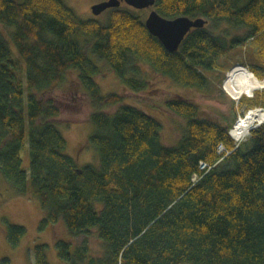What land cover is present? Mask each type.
<instances>
[{"label":"trees","instance_id":"trees-1","mask_svg":"<svg viewBox=\"0 0 264 264\" xmlns=\"http://www.w3.org/2000/svg\"><path fill=\"white\" fill-rule=\"evenodd\" d=\"M154 8L165 18L211 24L192 28L169 51L138 9L111 8L102 22L81 18L64 0H0V23L10 31L0 32V171L16 194L38 199L40 227L61 219L70 236L97 235L100 254L87 239L58 240L64 264H264V121L237 143L233 123L172 93L157 104L185 125L176 144L166 145L161 120L122 104V94H100L102 68L89 56L132 92L151 84L141 64L189 88L207 87L204 72L218 68L221 84L235 64L261 79L264 0H155ZM221 23L243 32L215 33ZM248 38L260 45L256 51L244 50ZM253 93L231 106L234 116L264 107V90ZM86 103L93 108L87 143L98 151V166L68 155L56 126L62 113H79ZM26 141L28 170L20 157ZM5 232L16 245L26 230L9 223ZM32 255L34 264H49L45 244H35Z\"/></svg>","mask_w":264,"mask_h":264},{"label":"rangeland","instance_id":"rangeland-1","mask_svg":"<svg viewBox=\"0 0 264 264\" xmlns=\"http://www.w3.org/2000/svg\"><path fill=\"white\" fill-rule=\"evenodd\" d=\"M64 1L81 18H93L102 22L107 20L109 11L111 9L107 8L99 14H93L91 10L92 4L102 0ZM119 8L127 10H137L126 3H123L121 6H119ZM151 8L152 7L138 9L137 12L143 19H145ZM210 24H206V26H210ZM0 32L4 33L5 35H8V33H10L7 27L2 25L1 23ZM214 32L221 34H224L225 32L234 34L242 33L243 30L231 29L224 23H221L217 27V29H214ZM10 46L14 55H17L14 45L10 43ZM259 47L260 45L258 43H255L251 38H248L243 46L244 50L246 51H256ZM89 56L96 62V64H98L102 68L100 75L95 78V81L99 86L100 94L105 95L110 92L122 94V104H130L136 106L161 120L163 127L160 134L162 137V141L166 145L176 144L177 140L184 130L185 125V121L183 118L166 112L158 105L159 103L157 104L159 100L172 93H178L184 97L192 98L193 100L201 104L202 109L206 114H208L209 117L214 120H219L220 123L225 125L233 123L232 127L235 125L239 118L245 116L247 112L254 109L261 110V114L264 117V107L260 105H255L247 110H243V114L242 109H239V111L236 112L235 116L232 114L231 106L238 102L240 98L235 100L227 93L226 90H224V79L226 77V74L223 78V82L220 84V68L214 70L213 72H204L210 78L209 83L207 87L203 89H197L177 85L176 83H173L168 78L161 75L149 74L150 69L146 65L141 64L140 68L141 70L146 72V76L150 77L151 84L148 88V91L132 92L128 90V86H126L123 77L118 76L117 73L111 70L106 63L98 61L93 53H90ZM68 76H70V72L68 73ZM262 78H264V71ZM219 89H222L224 94H222ZM263 90L264 89H258L255 91L260 92ZM253 94L249 97L253 96ZM120 104H118V106ZM117 107L115 109H117ZM110 109H113V107ZM92 111L93 108L91 107V105L89 103H86L83 106L81 112L74 114L70 112H64L62 113L61 117L56 120V126L67 142L65 152L72 158H74L79 165H83L86 163H91L97 166L99 165V154L96 147L90 143H87L88 136L93 129V126L89 121V115ZM261 120V117L256 119V127L261 124H258V122ZM256 127L254 126V128ZM251 130L252 129H250V131ZM250 131L248 132L247 136L240 142L246 140V138L249 136ZM234 140L236 141V139ZM219 151L223 152L224 148L220 146ZM20 157L22 160V168L28 170L29 154L27 141L25 143L24 149H22L20 152ZM204 165L205 164L201 163V167H203ZM44 216L45 212L41 208L38 199L30 195L16 194L10 186L9 182L0 171V264H34L32 250L35 244L46 245V255L49 264H64L58 258L55 246L56 242L60 239H71L76 242H82L84 239H87V243L91 247V252L94 254L101 253L102 244L94 232L90 233L89 235H79L77 237L70 236L64 225V222L61 219L54 224H47L44 227H40L41 219ZM9 223L22 225L26 230L25 234L23 235V237H21L16 245H11L6 236L5 230Z\"/></svg>","mask_w":264,"mask_h":264},{"label":"water","instance_id":"water-1","mask_svg":"<svg viewBox=\"0 0 264 264\" xmlns=\"http://www.w3.org/2000/svg\"><path fill=\"white\" fill-rule=\"evenodd\" d=\"M123 1L135 9L152 7L145 18V26L148 31L152 35L156 36L163 46L169 51L177 50L185 35L192 28H200L207 23V19L203 17L189 18L187 16H177L175 18H165L154 8L155 0ZM120 2L121 0H102L92 4L91 10L93 14H99L107 8L119 7ZM228 71L226 72V75Z\"/></svg>","mask_w":264,"mask_h":264},{"label":"bare ground","instance_id":"bare-ground-1","mask_svg":"<svg viewBox=\"0 0 264 264\" xmlns=\"http://www.w3.org/2000/svg\"><path fill=\"white\" fill-rule=\"evenodd\" d=\"M224 90L235 100L242 95H252L255 90L264 89V78H257L247 66L235 64L227 73L224 79ZM261 117V110L254 109L249 111L244 117L238 119L235 125L231 128L230 134L236 141L243 140L250 129L254 128L255 121ZM259 121L258 124L261 122ZM222 153V152H221Z\"/></svg>","mask_w":264,"mask_h":264},{"label":"flooded vegetation","instance_id":"flooded-vegetation-1","mask_svg":"<svg viewBox=\"0 0 264 264\" xmlns=\"http://www.w3.org/2000/svg\"><path fill=\"white\" fill-rule=\"evenodd\" d=\"M123 3H125L123 0H121V2H120V6L123 4Z\"/></svg>","mask_w":264,"mask_h":264},{"label":"built area","instance_id":"built-area-1","mask_svg":"<svg viewBox=\"0 0 264 264\" xmlns=\"http://www.w3.org/2000/svg\"><path fill=\"white\" fill-rule=\"evenodd\" d=\"M204 167H205V165L203 167H201V168H204Z\"/></svg>","mask_w":264,"mask_h":264}]
</instances>
